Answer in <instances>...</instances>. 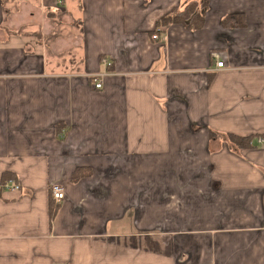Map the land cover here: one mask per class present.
Instances as JSON below:
<instances>
[{
    "label": "crops",
    "instance_id": "crops-1",
    "mask_svg": "<svg viewBox=\"0 0 264 264\" xmlns=\"http://www.w3.org/2000/svg\"><path fill=\"white\" fill-rule=\"evenodd\" d=\"M186 1L0 0V264H264V0Z\"/></svg>",
    "mask_w": 264,
    "mask_h": 264
},
{
    "label": "trees",
    "instance_id": "trees-1",
    "mask_svg": "<svg viewBox=\"0 0 264 264\" xmlns=\"http://www.w3.org/2000/svg\"><path fill=\"white\" fill-rule=\"evenodd\" d=\"M207 7V0H187L181 6L172 7L161 15L156 21V27L167 26L170 24H180L186 29L196 30L203 25ZM49 14L50 13H48V15ZM221 22L224 26H243L244 17L241 13H233L226 15ZM225 136L227 140L237 148L251 147L252 139L254 137L252 135L239 136L233 133H226ZM81 176H83V171L79 169L73 174L72 180L76 181ZM8 177H10L9 174L3 173L2 180H6ZM49 204V219L51 221L56 213L57 206L51 201Z\"/></svg>",
    "mask_w": 264,
    "mask_h": 264
},
{
    "label": "built area",
    "instance_id": "built-area-1",
    "mask_svg": "<svg viewBox=\"0 0 264 264\" xmlns=\"http://www.w3.org/2000/svg\"><path fill=\"white\" fill-rule=\"evenodd\" d=\"M152 38L153 39H156L157 38L156 32L152 34ZM101 62L105 66L110 65V62L107 61L106 59H101ZM216 67H218V68L223 67V62L222 61H217L216 62ZM103 75H104V73H99L96 76H94V78H93V84H92V86H93L94 89H101L102 88L101 77ZM11 185H12L11 186L12 189H14V190H19V188H20L19 185L14 184V183H12ZM50 190H51V196H52V198H53V200L55 202H61L63 200V198H64V190H63V187L60 184H58V183L51 184Z\"/></svg>",
    "mask_w": 264,
    "mask_h": 264
},
{
    "label": "rangeland",
    "instance_id": "rangeland-1",
    "mask_svg": "<svg viewBox=\"0 0 264 264\" xmlns=\"http://www.w3.org/2000/svg\"><path fill=\"white\" fill-rule=\"evenodd\" d=\"M71 4H72V3L70 2V0H66V6L68 7V9L71 8V7H70ZM15 5H17V4L15 3L14 6H15ZM57 5L61 6V3L57 2ZM61 14H62V13L60 12V10H58L57 13H56L55 15H58L57 18H60ZM49 15H51V14H49ZM49 15L47 14V17L50 19L52 16H49ZM54 17H55V16H54ZM55 18H56V17H55ZM61 18H62L63 21L66 20L65 17H64V15H63Z\"/></svg>",
    "mask_w": 264,
    "mask_h": 264
}]
</instances>
